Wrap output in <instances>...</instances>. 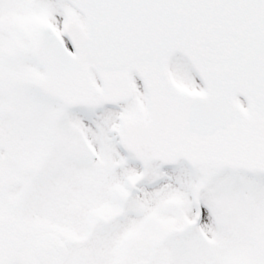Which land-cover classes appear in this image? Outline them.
<instances>
[{"label": "snow or ice", "instance_id": "snow-or-ice-1", "mask_svg": "<svg viewBox=\"0 0 264 264\" xmlns=\"http://www.w3.org/2000/svg\"><path fill=\"white\" fill-rule=\"evenodd\" d=\"M0 264H264V0H0Z\"/></svg>", "mask_w": 264, "mask_h": 264}]
</instances>
